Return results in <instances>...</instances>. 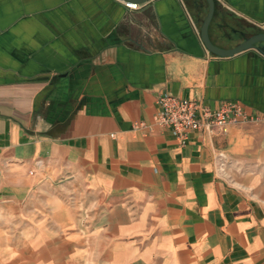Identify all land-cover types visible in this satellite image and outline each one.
Masks as SVG:
<instances>
[{"label":"crops","instance_id":"0c3cea01","mask_svg":"<svg viewBox=\"0 0 264 264\" xmlns=\"http://www.w3.org/2000/svg\"><path fill=\"white\" fill-rule=\"evenodd\" d=\"M214 2V45L264 32V0ZM206 13L0 0V264H264V56L210 54ZM162 93L243 118L181 146Z\"/></svg>","mask_w":264,"mask_h":264},{"label":"built area","instance_id":"2783aa9c","mask_svg":"<svg viewBox=\"0 0 264 264\" xmlns=\"http://www.w3.org/2000/svg\"><path fill=\"white\" fill-rule=\"evenodd\" d=\"M129 10H139L140 4L123 2ZM158 111L153 120L156 125L171 131L177 142L186 144L188 134L200 132L213 134L227 126L241 123L242 107L237 102H225L216 109H211L201 103L180 98L169 93H162L157 98ZM217 168L224 172L229 165L228 158L223 153L217 154Z\"/></svg>","mask_w":264,"mask_h":264},{"label":"water","instance_id":"95a60500","mask_svg":"<svg viewBox=\"0 0 264 264\" xmlns=\"http://www.w3.org/2000/svg\"><path fill=\"white\" fill-rule=\"evenodd\" d=\"M122 2H130L137 4H144L150 0H121ZM207 4V13L200 27V41L203 44L204 48L212 55L220 58H229L237 55L239 53L255 50L262 56H264V48L261 47L264 44V32L253 34L249 37H245L241 40L239 44L230 48L223 49L214 45L209 38V25L212 21L214 11H215V2L214 0H205Z\"/></svg>","mask_w":264,"mask_h":264},{"label":"rangeland","instance_id":"374dc122","mask_svg":"<svg viewBox=\"0 0 264 264\" xmlns=\"http://www.w3.org/2000/svg\"><path fill=\"white\" fill-rule=\"evenodd\" d=\"M235 35H238V33H235ZM223 36H224V35H223ZM224 37H228V36H226V35H225ZM229 38H231V36H230V37H228V39H229ZM222 39H223V38H222ZM231 39H232V38H231ZM239 39H241V40H242L243 38H239Z\"/></svg>","mask_w":264,"mask_h":264},{"label":"trees","instance_id":"16d2710c","mask_svg":"<svg viewBox=\"0 0 264 264\" xmlns=\"http://www.w3.org/2000/svg\"><path fill=\"white\" fill-rule=\"evenodd\" d=\"M259 33V31H255V34Z\"/></svg>","mask_w":264,"mask_h":264}]
</instances>
